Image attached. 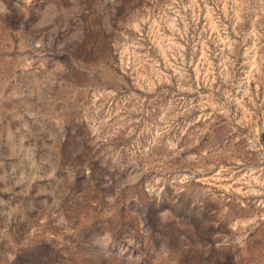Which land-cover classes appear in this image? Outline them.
Segmentation results:
<instances>
[{
	"label": "rangeland",
	"instance_id": "374dc122",
	"mask_svg": "<svg viewBox=\"0 0 264 264\" xmlns=\"http://www.w3.org/2000/svg\"><path fill=\"white\" fill-rule=\"evenodd\" d=\"M0 264H264V0H0Z\"/></svg>",
	"mask_w": 264,
	"mask_h": 264
}]
</instances>
